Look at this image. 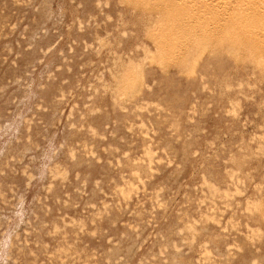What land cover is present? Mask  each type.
I'll use <instances>...</instances> for the list:
<instances>
[{
  "label": "rangeland",
  "instance_id": "rangeland-1",
  "mask_svg": "<svg viewBox=\"0 0 264 264\" xmlns=\"http://www.w3.org/2000/svg\"><path fill=\"white\" fill-rule=\"evenodd\" d=\"M0 264H264V0H0Z\"/></svg>",
  "mask_w": 264,
  "mask_h": 264
}]
</instances>
